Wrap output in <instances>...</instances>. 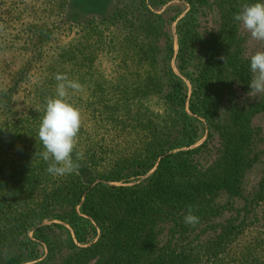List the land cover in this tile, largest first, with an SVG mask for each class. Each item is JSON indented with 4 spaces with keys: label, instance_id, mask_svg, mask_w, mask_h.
Instances as JSON below:
<instances>
[{
    "label": "trees",
    "instance_id": "obj_1",
    "mask_svg": "<svg viewBox=\"0 0 264 264\" xmlns=\"http://www.w3.org/2000/svg\"><path fill=\"white\" fill-rule=\"evenodd\" d=\"M69 1L41 4L53 28L71 23ZM250 2L124 0L85 22L68 61L82 72L93 151L53 176L42 117L0 124V264L31 263L43 247L38 264H264V93L250 91L248 66L264 41L233 20ZM103 52L122 62L109 81L94 72Z\"/></svg>",
    "mask_w": 264,
    "mask_h": 264
},
{
    "label": "rangeland",
    "instance_id": "obj_2",
    "mask_svg": "<svg viewBox=\"0 0 264 264\" xmlns=\"http://www.w3.org/2000/svg\"><path fill=\"white\" fill-rule=\"evenodd\" d=\"M15 1L17 3L13 4L10 0H0V124L10 118L24 120L32 114L40 120L47 98L55 94L58 83L55 76L58 73L66 75L68 80L71 78V81L78 82L81 89L79 76L82 72H77L76 68L79 65L72 66L68 60H78L80 57L77 42L83 41V25L90 19H106L124 0H70L66 17L71 19V23L57 29L52 25L57 20V14L44 10L41 6L44 0H28L26 8L20 7L21 0ZM180 6L184 12L172 25L175 53L178 48L176 24L188 11L185 4ZM44 23L50 31L48 39L42 38L45 32L42 27ZM31 24L38 27H32ZM117 57L115 53L103 52L98 57L94 72L107 81L115 78L116 73L122 70L121 58ZM172 67L175 70L174 61ZM72 90L68 89L66 99L76 108H80L83 103L81 98L85 97L81 94L83 91ZM74 94L75 97L72 96ZM261 124L264 125V118ZM80 127L83 135L81 142L74 143V159H84L88 152L92 153L95 142L89 136L93 134L94 137L91 117L81 116ZM258 237L261 238V235ZM254 238L255 234L247 235L242 240L243 245L250 246ZM39 250L43 257L26 264H38L44 259L45 248Z\"/></svg>",
    "mask_w": 264,
    "mask_h": 264
},
{
    "label": "clouds",
    "instance_id": "obj_3",
    "mask_svg": "<svg viewBox=\"0 0 264 264\" xmlns=\"http://www.w3.org/2000/svg\"><path fill=\"white\" fill-rule=\"evenodd\" d=\"M233 20L242 25L254 39L264 41V0H252L242 11L233 15ZM248 66L252 73L250 91L264 93V51H257L251 55ZM55 80L58 82L55 94L46 100L37 134L44 149L40 154L42 160L51 161L46 171L53 176H63L78 168V164L73 161L72 153L81 126V114L66 97L68 89L78 91L81 86L60 73L56 74ZM199 219L189 207L183 222L195 226Z\"/></svg>",
    "mask_w": 264,
    "mask_h": 264
}]
</instances>
